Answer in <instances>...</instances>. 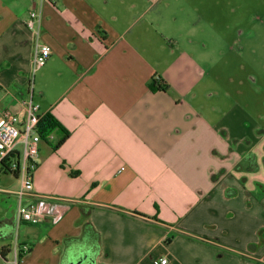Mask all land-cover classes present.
Here are the masks:
<instances>
[{"label": "crops", "instance_id": "1", "mask_svg": "<svg viewBox=\"0 0 264 264\" xmlns=\"http://www.w3.org/2000/svg\"><path fill=\"white\" fill-rule=\"evenodd\" d=\"M213 3L0 0V123L24 116L33 81L70 133L42 139L33 172L36 193L69 200L58 223H19L22 181L0 165V264L16 244L21 264H264V130L213 102L198 61ZM38 41L51 56L33 76Z\"/></svg>", "mask_w": 264, "mask_h": 264}, {"label": "rangeland", "instance_id": "2", "mask_svg": "<svg viewBox=\"0 0 264 264\" xmlns=\"http://www.w3.org/2000/svg\"><path fill=\"white\" fill-rule=\"evenodd\" d=\"M211 18V25L196 28L197 37L209 44L206 60L198 56L199 63L210 66L205 88L213 92V102L223 100L227 110L240 105L229 110V116L244 113L250 121L248 132L253 127L264 130V0H214ZM241 29L252 31L254 39L249 43L239 39ZM197 45L202 43L198 40ZM4 176L13 184L11 174Z\"/></svg>", "mask_w": 264, "mask_h": 264}, {"label": "built area", "instance_id": "3", "mask_svg": "<svg viewBox=\"0 0 264 264\" xmlns=\"http://www.w3.org/2000/svg\"><path fill=\"white\" fill-rule=\"evenodd\" d=\"M35 1V0H32ZM41 22V15L33 11L27 25L35 29ZM51 56V48L38 41L32 63V74L40 70ZM29 97L23 101L24 116L5 111L0 123V165L3 162L21 178V188L16 192L18 206L16 218L19 223L37 225L45 220L52 223L60 222L69 209L67 199L38 194L34 190L33 172L39 162L40 143L42 137L39 124L45 114L41 113L40 105L33 100V81L30 82ZM26 249V248H25ZM21 247L16 244L12 251L11 264H21ZM1 254V253H0ZM167 259H161L159 264H167Z\"/></svg>", "mask_w": 264, "mask_h": 264}, {"label": "trees", "instance_id": "4", "mask_svg": "<svg viewBox=\"0 0 264 264\" xmlns=\"http://www.w3.org/2000/svg\"><path fill=\"white\" fill-rule=\"evenodd\" d=\"M150 86H151L152 90L166 91L168 89V86L166 85V83H164L162 81H158V80H153L151 82ZM57 128H61L64 131V137L60 141V143H59V145H60L64 141H66V139L69 137L70 133L66 129L62 128L61 124L54 117H52L50 114H45V116L42 118V120H41V122L39 124V131H40L41 137L43 139H45L49 133H51L53 130H55ZM57 147L58 146H56V148ZM3 167L5 168L6 173H11L15 177H17V173L16 172H12L7 167V164L5 162H3ZM134 213L138 214V215H141L138 212H134Z\"/></svg>", "mask_w": 264, "mask_h": 264}, {"label": "water", "instance_id": "5", "mask_svg": "<svg viewBox=\"0 0 264 264\" xmlns=\"http://www.w3.org/2000/svg\"><path fill=\"white\" fill-rule=\"evenodd\" d=\"M87 259H88V258H87V257H85V262H86V261H88ZM83 261H84V260H83Z\"/></svg>", "mask_w": 264, "mask_h": 264}]
</instances>
